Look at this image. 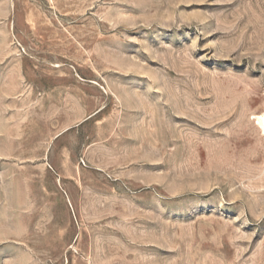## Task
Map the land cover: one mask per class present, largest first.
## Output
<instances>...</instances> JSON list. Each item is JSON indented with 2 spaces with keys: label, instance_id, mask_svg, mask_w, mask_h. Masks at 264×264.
<instances>
[{
  "label": "rangeland",
  "instance_id": "374dc122",
  "mask_svg": "<svg viewBox=\"0 0 264 264\" xmlns=\"http://www.w3.org/2000/svg\"><path fill=\"white\" fill-rule=\"evenodd\" d=\"M264 0H0V264H264Z\"/></svg>",
  "mask_w": 264,
  "mask_h": 264
},
{
  "label": "bare ground",
  "instance_id": "6f19581e",
  "mask_svg": "<svg viewBox=\"0 0 264 264\" xmlns=\"http://www.w3.org/2000/svg\"><path fill=\"white\" fill-rule=\"evenodd\" d=\"M258 122H259V124L261 125V127H262L263 130H264V115H260V116L258 117Z\"/></svg>",
  "mask_w": 264,
  "mask_h": 264
}]
</instances>
